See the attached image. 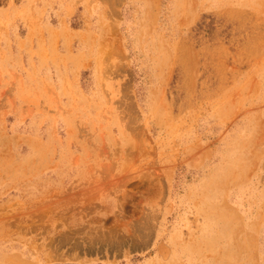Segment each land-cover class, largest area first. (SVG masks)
<instances>
[{"label":"rangeland","instance_id":"374dc122","mask_svg":"<svg viewBox=\"0 0 264 264\" xmlns=\"http://www.w3.org/2000/svg\"><path fill=\"white\" fill-rule=\"evenodd\" d=\"M0 264H264V0H0Z\"/></svg>","mask_w":264,"mask_h":264}]
</instances>
